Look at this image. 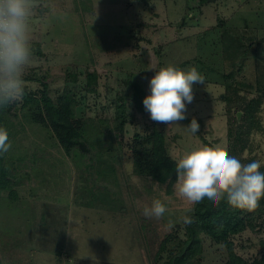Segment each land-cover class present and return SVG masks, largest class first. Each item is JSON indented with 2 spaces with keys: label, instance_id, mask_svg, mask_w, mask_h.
Returning a JSON list of instances; mask_svg holds the SVG:
<instances>
[{
  "label": "rangeland",
  "instance_id": "obj_1",
  "mask_svg": "<svg viewBox=\"0 0 264 264\" xmlns=\"http://www.w3.org/2000/svg\"><path fill=\"white\" fill-rule=\"evenodd\" d=\"M226 32L244 45L235 68L223 60ZM30 43L24 90L41 98L47 83L55 102L70 91L89 138L86 151L78 145L67 152L38 121L42 105L24 108L23 96L13 102L4 162L16 197L0 198L2 264H167L186 239L184 217L193 204L140 164L155 125L175 161L204 145H221L244 164L264 161V0H40ZM169 64L204 77L187 105L186 118L200 125L196 134L183 120L154 122L133 101L134 86L150 95L151 78ZM233 69V84L250 83L251 91L228 89L224 75ZM89 74L98 76L93 87ZM248 108L255 110L252 129L244 121ZM155 199L167 211L147 218L143 209ZM68 203L81 209L61 206ZM78 222L81 230L68 237ZM249 223L255 229L234 240L238 254L254 258L263 253L264 209ZM202 249L200 264H227L224 245L203 236Z\"/></svg>",
  "mask_w": 264,
  "mask_h": 264
},
{
  "label": "clouds",
  "instance_id": "obj_2",
  "mask_svg": "<svg viewBox=\"0 0 264 264\" xmlns=\"http://www.w3.org/2000/svg\"><path fill=\"white\" fill-rule=\"evenodd\" d=\"M39 2L0 0V107L20 100L24 94V75L32 56L30 31ZM196 84H204V77L195 67L186 72L169 64L156 71L150 80L151 94L143 100L151 120L170 127L186 119ZM186 128L196 134L200 125L194 117ZM11 146L7 129L0 127V155ZM262 164L264 161L259 160L244 164L221 145H204L176 161L173 187L178 197L191 204L207 198L217 206L226 199L231 207L252 212L264 198ZM166 211V205L155 199L151 206L144 207L143 215L159 219ZM184 223H191V218L185 216Z\"/></svg>",
  "mask_w": 264,
  "mask_h": 264
},
{
  "label": "trees",
  "instance_id": "obj_3",
  "mask_svg": "<svg viewBox=\"0 0 264 264\" xmlns=\"http://www.w3.org/2000/svg\"><path fill=\"white\" fill-rule=\"evenodd\" d=\"M202 2H208V0H202ZM221 42L225 52L223 60L235 68L237 66V59H241V51L242 53L244 52V45L241 39H238L235 34L230 35L226 32ZM235 76L234 69L228 75H224V78L228 81V89L230 91L234 92L235 95H238L239 92L251 91L253 86L250 83L239 81L233 84L231 79ZM88 79L93 81V83H90V86L93 87L98 76L96 74H89ZM75 82L76 80H69L67 83L75 85ZM43 87L41 98L30 96L24 90L23 107L26 108L33 104L42 105L45 113L44 115L41 114L38 121L52 127L58 141L64 149L70 152V150L80 145L81 150L86 151L85 143L86 141L88 142L89 137L86 132V127H84L85 123L76 118V102L72 94H70L71 92H66L58 99V102H55L49 94L47 83H44ZM134 90L135 95L133 101L139 111L145 112L143 100L146 97V91L139 84L134 86ZM91 91L92 89L89 87V92ZM227 100L231 101L230 98ZM253 108L256 109V107ZM13 109L14 103L6 107H0V127L5 128L6 118L11 114ZM254 112V109L252 111L248 108L245 115L244 121L246 124H249L248 128L250 129L254 128V124L256 123L254 120ZM191 120L186 118L183 121L190 125ZM119 121L121 123L118 125V128L121 129L126 121L124 114L119 117ZM146 145L150 146V154L145 160L146 163L144 164V162L139 160L140 164L146 167V170L150 173L153 180L160 184L169 182V186H173L177 179L175 172L176 161L167 155L165 136L159 131L157 125H155L152 135L147 138ZM165 170L167 174H164ZM260 171L264 172V165L261 166ZM104 172L102 171L100 175H104ZM168 176H171V181L168 180ZM11 179L4 162V154H2L0 155V198L4 192H8L9 198H13L16 195ZM262 209H264V198L259 201V207L252 212L233 208L227 203L226 199L222 200L217 206H214L207 198L203 202L193 204L188 214V217L191 218V223H186L185 227L186 239L181 241L178 245V252L169 259L167 264H194L195 262V264H200L199 259L203 254V236H207L215 243L225 246L229 258L227 264H264V242L261 244L263 253L260 256L246 258L237 253L234 240L248 229H255V226L249 223V218L261 212ZM168 241L166 240L161 245L158 255L166 250ZM0 264H2L1 257Z\"/></svg>",
  "mask_w": 264,
  "mask_h": 264
},
{
  "label": "crops",
  "instance_id": "obj_4",
  "mask_svg": "<svg viewBox=\"0 0 264 264\" xmlns=\"http://www.w3.org/2000/svg\"><path fill=\"white\" fill-rule=\"evenodd\" d=\"M16 197V195L14 196V198ZM68 205V206H67ZM61 206H63V207H68V208H72V209H74L75 210V212L77 211L78 212V210H79V208L81 209V207H79V206H71V204L70 203H68V204H61ZM68 213H70V211H68ZM80 222H78V226L76 227H72V228H70V229H68L67 231H68V237H70L71 235L69 234L70 232H71V230H73L74 232H78V231H80L81 230V227H80ZM74 236H76V234H74ZM71 252V251H70ZM71 254H73V250H72V252H71ZM68 256H70L69 254H68ZM73 256V255H72ZM72 256H70V257H72ZM0 257H1V261H2V254H1V252H0ZM72 261H73V259L71 260L70 259V261H68L70 264L72 263ZM67 262V263H68Z\"/></svg>",
  "mask_w": 264,
  "mask_h": 264
},
{
  "label": "water",
  "instance_id": "obj_5",
  "mask_svg": "<svg viewBox=\"0 0 264 264\" xmlns=\"http://www.w3.org/2000/svg\"><path fill=\"white\" fill-rule=\"evenodd\" d=\"M161 129H160V127H159V131H160Z\"/></svg>",
  "mask_w": 264,
  "mask_h": 264
},
{
  "label": "bare ground",
  "instance_id": "obj_6",
  "mask_svg": "<svg viewBox=\"0 0 264 264\" xmlns=\"http://www.w3.org/2000/svg\"><path fill=\"white\" fill-rule=\"evenodd\" d=\"M83 146V145H82Z\"/></svg>",
  "mask_w": 264,
  "mask_h": 264
},
{
  "label": "flooded vegetation",
  "instance_id": "obj_7",
  "mask_svg": "<svg viewBox=\"0 0 264 264\" xmlns=\"http://www.w3.org/2000/svg\"><path fill=\"white\" fill-rule=\"evenodd\" d=\"M211 1V0H210Z\"/></svg>",
  "mask_w": 264,
  "mask_h": 264
}]
</instances>
